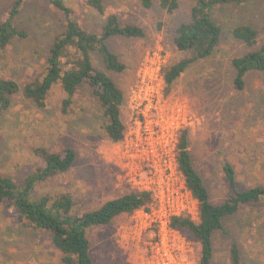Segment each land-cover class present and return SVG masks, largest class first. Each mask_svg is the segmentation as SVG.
<instances>
[{
  "label": "rangeland",
  "instance_id": "obj_1",
  "mask_svg": "<svg viewBox=\"0 0 264 264\" xmlns=\"http://www.w3.org/2000/svg\"><path fill=\"white\" fill-rule=\"evenodd\" d=\"M14 1L0 0V20ZM177 1L179 7L172 14L157 3L144 9L139 0L105 1L106 14L116 13L121 23L135 24L145 32L141 39L116 37L110 41L112 51L126 64L121 74H109L125 96L122 119L126 129L121 143H111L101 132V111L87 88L78 91L66 116L60 111L63 96L59 89L49 94L43 109L18 93L0 116V174L21 182L40 165L32 153L35 147L50 152L71 147L76 152L73 167L37 191L70 193L75 199L74 210L80 214L129 190L144 188L135 181L142 170L137 151L143 152L139 145L144 128L158 127L161 146L154 150L170 143L175 157L178 137L187 130L193 166L214 204L229 194L222 174L225 160L236 171L239 190L264 185V73L249 74L238 91L233 88L229 65L231 57L247 51L232 37L234 27L252 26L257 32L256 47L264 43V0L217 8L212 17L222 35L213 55L192 65L167 90L162 69L186 57L172 44L175 29L189 20L197 0ZM65 2L84 29L99 31L104 15L89 10L83 0ZM63 23V16L48 0H23L15 24L26 37L0 49V78L22 87L42 73L48 49ZM183 200L184 210L197 221L196 201L188 192ZM156 211L150 203L147 211L121 215L108 226L89 229L93 264H147V244L158 236L154 220L161 218V213ZM11 217V210L0 205V264H60L49 235L18 225ZM224 228L225 234L214 236L213 264H229L232 240L238 243L243 264H264V215L260 208H243L224 220ZM163 234L180 242L179 264H197L199 247L188 233L169 228Z\"/></svg>",
  "mask_w": 264,
  "mask_h": 264
},
{
  "label": "trees",
  "instance_id": "obj_2",
  "mask_svg": "<svg viewBox=\"0 0 264 264\" xmlns=\"http://www.w3.org/2000/svg\"><path fill=\"white\" fill-rule=\"evenodd\" d=\"M63 16L62 31L53 39L42 73L34 76L22 87L13 80L0 78V116L11 104V97L21 93L23 98L43 109L49 94L59 89L63 98L60 111L66 116L72 110L78 91L89 89L99 105L102 124L101 132L111 143H121L125 137L122 107L125 96L109 74H121L126 69L111 47L113 38L141 39L145 37L142 27L121 23L116 13L105 11L106 0H83L92 12L104 15L98 32L84 29L75 12L65 0H48ZM144 9L154 4L166 13L172 14L178 7L177 0H139ZM23 0H15L5 17L0 20V49H6L16 38L26 34L16 24V17ZM246 0H197L190 9V17L175 29L172 44L186 54L180 61L162 69L163 82L169 90L194 64L209 59L216 50L222 35L221 27L212 14L220 7L242 5ZM231 35L247 48L243 54L229 59L233 71V88L241 91L246 77L254 72L264 73V43L258 45L257 32L250 25H238ZM101 65V67H100ZM187 130H182L176 148V166L184 185L197 203V217L194 221L188 214L170 218L169 226L179 232L188 233L198 244L197 264H213L215 254L214 236L225 234L224 220L235 216L243 208H260L264 215V185L243 190L237 188L236 171L233 165L224 161L222 174L229 194L214 204L201 175L193 166L189 151ZM40 165L34 166L21 182L0 174V205L11 210L12 220L23 227L47 234L56 251L60 264H93L90 253L89 229L105 227L121 215H132L139 210L147 211L152 197L149 192L129 190L123 195L104 202L100 207L76 213L74 196L65 191L37 190L49 181L65 175L76 162V152L67 147L60 152H50L44 147L32 151ZM229 264H243L238 243L232 240L228 250Z\"/></svg>",
  "mask_w": 264,
  "mask_h": 264
},
{
  "label": "built area",
  "instance_id": "obj_3",
  "mask_svg": "<svg viewBox=\"0 0 264 264\" xmlns=\"http://www.w3.org/2000/svg\"><path fill=\"white\" fill-rule=\"evenodd\" d=\"M161 137L162 133L158 127L157 129L144 128L142 144L139 145L143 152L137 151L140 154L142 170H139L135 178V181L144 188L134 191L149 192L152 197L151 204L157 208L156 212L161 213V218L154 220L158 236L147 244V264H179L182 257V251L179 249L180 242L174 236L164 235L163 232L170 228L171 217L187 214L183 199L184 193L188 191L184 181L179 182L177 179V177L181 179L182 176L177 170L173 154L175 149H170L169 143L168 146H162L159 151L154 150V147L161 146L159 140ZM140 174L145 177L142 178Z\"/></svg>",
  "mask_w": 264,
  "mask_h": 264
}]
</instances>
